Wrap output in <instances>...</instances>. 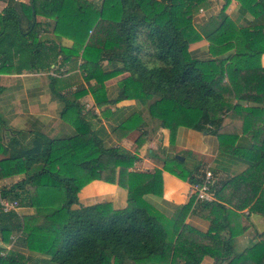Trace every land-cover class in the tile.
Returning <instances> with one entry per match:
<instances>
[{"label":"trees","instance_id":"16d2710c","mask_svg":"<svg viewBox=\"0 0 264 264\" xmlns=\"http://www.w3.org/2000/svg\"><path fill=\"white\" fill-rule=\"evenodd\" d=\"M217 1L218 12L198 23L195 17L211 0H102L99 6L91 0H11L3 8L0 75L54 68L59 77L48 76V92L69 131L51 136L36 122L10 128L0 115V180L19 177L1 187L0 198L33 210L0 209V264H33L32 255L53 264H200L208 239L225 250L214 264H264V232L237 253L224 225L208 230L201 242L189 228L163 227L137 204L143 195L161 193V171H129L137 157L118 145L132 131L140 133L135 143L159 129H168L171 140L179 127L217 134L224 113L240 110L244 131L254 139L252 175L259 179L249 210L264 212V68L258 63L264 0H235L249 13L247 28H237L225 13L231 0ZM203 39L215 56L232 53L211 61L191 57L189 46ZM123 74L117 94L109 96L101 83ZM90 81H96L88 87L94 104L113 108L105 120L78 102ZM4 90L0 85V95ZM125 100L134 103L119 105ZM172 163L176 176L201 182L203 175ZM94 180L125 187L127 207L81 205L78 193Z\"/></svg>","mask_w":264,"mask_h":264},{"label":"crops","instance_id":"0c3cea01","mask_svg":"<svg viewBox=\"0 0 264 264\" xmlns=\"http://www.w3.org/2000/svg\"><path fill=\"white\" fill-rule=\"evenodd\" d=\"M10 1L0 0V14ZM16 1L27 2V0ZM211 2L207 9H200L203 14L196 18L197 22H204L209 16L218 12L219 9L215 7L218 1L211 0ZM230 3L236 5V14L233 20L237 28L250 27L249 13H242L238 1L231 0ZM38 19H40L39 21L43 20L42 18ZM48 22L47 30L52 32L54 23L52 20ZM188 51L191 57L201 61L226 58L232 53V51H227L215 56L213 52L211 53L209 42L205 39L191 44ZM258 63L264 68V54L260 55ZM54 71L52 68L47 72L10 73L8 76L15 78V83L9 86L0 84L5 87L4 92L8 94H3V92L0 95V111L5 110L11 113L12 118H15L16 114L13 113L15 109H18L22 114H25L26 121L28 119L29 121L40 119L41 116H44L50 125L45 126V128H49L47 130L49 135L62 136L66 134L69 129L59 119V107L55 101L50 99L48 92V76L59 77ZM127 76V74H123V78ZM105 86L109 96L113 97L117 94L118 86L115 87L113 83H105ZM43 95L48 96V100L46 99V102L42 103L39 97ZM52 102L57 106L56 117L50 114L45 116L47 113H52L50 106ZM132 103L134 100H125L120 105L126 106ZM247 106L243 104L241 108H247ZM94 110L101 119L105 120L113 108L109 105L96 106ZM254 123L253 125L258 127V122ZM23 125H16L14 128L23 129L26 127ZM260 127L262 125H259ZM246 128V118L240 110H237V112L226 111L224 113L222 129L218 131L220 135L224 136L222 140L218 133L179 127L172 140L168 129H159L150 137L135 143L140 133L138 131L130 132L118 142L119 146L137 157L129 171L144 172L159 169L162 180V189L159 195L151 193L143 195L137 204L156 217L163 227L166 226L168 231L173 230L176 225L186 227L191 230L193 237L201 242L202 235L208 230L211 228L219 229L221 225H224L225 234H231L230 246L233 251L240 253L252 248L259 242L258 235L264 232V212L249 210L255 200L253 193L258 190L256 185L259 179L252 175L254 170L252 162L255 161L253 158H256V155L250 153V150L254 139L252 140L249 134L244 131ZM176 156L183 159H176ZM1 157L0 159H2ZM173 159L181 162L182 166L196 177L203 175L205 169L211 171L213 175L211 201L203 203L191 200L189 196L190 177H178L170 171L169 168L174 166ZM164 165L167 167L164 168ZM259 177L263 178L261 175ZM12 178L15 182L19 179V177L14 176L4 179V181H11ZM78 198L83 206L108 203L115 210L124 209L128 204L125 187L118 183L99 180H94L84 186L78 193ZM19 209L21 210L18 212L19 214H31L33 212L31 208ZM12 244L7 245V249ZM15 247L24 251L19 244ZM204 251L205 256L200 264H214V258L225 254L224 248L214 239L206 241ZM31 262L33 264H53L43 255H32Z\"/></svg>","mask_w":264,"mask_h":264},{"label":"rangeland","instance_id":"374dc122","mask_svg":"<svg viewBox=\"0 0 264 264\" xmlns=\"http://www.w3.org/2000/svg\"><path fill=\"white\" fill-rule=\"evenodd\" d=\"M96 6H99L100 5V3L102 2V0H91ZM234 3V2H233ZM233 3H230L229 5H228V7L225 9V13L227 14L228 13V15L232 18V19H234V15L236 14V5H233ZM235 4V3H234ZM221 5H222V1H218V3H216V8L217 9H220L221 8ZM203 11H199V13H198V16H196L195 17V22H197L196 21V18H199L200 16H202V15H200V14H203L202 13ZM38 20H40V19H38ZM198 23V22H197ZM104 65V64H103ZM54 72H56V71H54ZM9 73H5V75H0V84L1 85H10V84H13V83H15V78H10L9 76ZM122 78H123V75H118V76H116V77H113V78H110V79H108V80H106V81H104V82H102L101 84L103 85V86H105V83L106 84H112L113 83V85L116 87V86H118V83H119V81L120 80H122ZM95 82L96 81H90V82H86L85 84H84V86H85V89L83 90L84 92H82L81 94H79L78 95V102L79 103H81V104H84V106H85V109H87V108H90V107H99V106H108V103H100V104H94V101H93V98H92V95H91V93H90V90H89V85H92V84H95ZM106 87V86H105ZM107 88V87H106ZM71 91H73V88H71L70 89ZM3 94H7V92H4ZM8 95V94H7ZM46 99L48 100V96H46V95H43V96H40L39 97V100H41L42 101V103L43 102H46ZM121 104V103H120ZM119 104V105H120ZM242 105L243 104H246L247 105V103H241ZM51 110H52V113H47V114H45V116L47 115H51V116H55L56 117V112H55V110L57 109V106L55 105V103H51ZM56 106V107H55ZM6 110H7V108L6 107H4ZM14 115L16 114V117L15 118H12L11 117V113H9V112H6L5 110L2 112V111H0V115L1 116H3L4 117V119L5 120H7V122H8V119H10L9 120V122H8V124L10 125L9 127L10 128H14L16 125H22V124H24L26 127L25 128H27L32 122H36V123H38L41 127H43V130L44 131H47L49 128L48 127H46L45 128V126H50L49 125V123H48V119L46 118V117H44V116H41V118L40 119H34L33 121H29V119H28V121H26L25 120V118H24V116H25V114H22L18 109H15L14 110V113H13ZM23 125V126H24ZM0 156H2V155H0ZM1 158H3V156L1 157ZM13 182H15V181H13V178H12V180L11 181H8V182H6V181H4V180H2L1 181V185L3 186V184H4V186H9L10 184H12ZM0 185V186H1ZM1 186V187H2ZM18 210V212H21V210L18 208L17 209Z\"/></svg>","mask_w":264,"mask_h":264},{"label":"built area","instance_id":"2783aa9c","mask_svg":"<svg viewBox=\"0 0 264 264\" xmlns=\"http://www.w3.org/2000/svg\"><path fill=\"white\" fill-rule=\"evenodd\" d=\"M1 185V180H0ZM213 185V175L210 170L205 169L202 180L198 184L191 185L189 196L195 202H207L212 198L211 186ZM2 186V185H1ZM0 186V189H1ZM0 209L3 212L10 210L18 212V205L16 201H8L0 198ZM13 239V237H11Z\"/></svg>","mask_w":264,"mask_h":264},{"label":"water","instance_id":"95a60500","mask_svg":"<svg viewBox=\"0 0 264 264\" xmlns=\"http://www.w3.org/2000/svg\"><path fill=\"white\" fill-rule=\"evenodd\" d=\"M176 159H180V160H182L183 158H181V157H179V156H176Z\"/></svg>","mask_w":264,"mask_h":264}]
</instances>
